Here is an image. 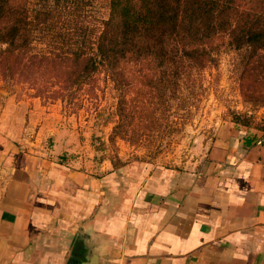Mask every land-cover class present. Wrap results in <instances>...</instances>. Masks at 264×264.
Returning a JSON list of instances; mask_svg holds the SVG:
<instances>
[{
    "label": "crops",
    "instance_id": "obj_1",
    "mask_svg": "<svg viewBox=\"0 0 264 264\" xmlns=\"http://www.w3.org/2000/svg\"><path fill=\"white\" fill-rule=\"evenodd\" d=\"M14 116L0 120V264H264L258 129L223 126L187 166L158 167L90 156L42 123L26 146Z\"/></svg>",
    "mask_w": 264,
    "mask_h": 264
},
{
    "label": "trees",
    "instance_id": "obj_2",
    "mask_svg": "<svg viewBox=\"0 0 264 264\" xmlns=\"http://www.w3.org/2000/svg\"><path fill=\"white\" fill-rule=\"evenodd\" d=\"M92 7L93 0H0V75L47 78L73 93L93 85L102 68L118 82L127 77L122 64H155L173 86L183 66L213 60L211 42L227 36L232 48L248 51L242 94L264 102V0H109L100 27L89 18ZM133 101L124 96L123 117Z\"/></svg>",
    "mask_w": 264,
    "mask_h": 264
},
{
    "label": "rangeland",
    "instance_id": "obj_3",
    "mask_svg": "<svg viewBox=\"0 0 264 264\" xmlns=\"http://www.w3.org/2000/svg\"><path fill=\"white\" fill-rule=\"evenodd\" d=\"M108 3L93 0L89 18L98 27L108 16ZM228 42L227 36L212 41L209 53L213 60L203 67L183 66L182 76L173 86L168 85L165 69L155 64H122L119 71L127 77L117 76L118 82L102 68L93 85L73 93L61 91L47 78L18 81L0 75V120L3 117L10 123L15 120L14 112L22 114L20 124L28 129L26 146L29 140L39 139L45 125L56 128L60 141L71 138L75 146L86 143L90 156L100 150L108 159L122 156L158 167L187 166L196 156L197 146L205 149L201 144L211 143L223 126L264 133V102L242 94L248 51L235 50ZM120 80H128L130 86ZM124 96L134 99L128 118L120 112ZM56 144L49 135L42 140L46 150Z\"/></svg>",
    "mask_w": 264,
    "mask_h": 264
},
{
    "label": "built area",
    "instance_id": "obj_4",
    "mask_svg": "<svg viewBox=\"0 0 264 264\" xmlns=\"http://www.w3.org/2000/svg\"><path fill=\"white\" fill-rule=\"evenodd\" d=\"M255 144L257 146H260V147L264 148V133L257 138V140L255 141Z\"/></svg>",
    "mask_w": 264,
    "mask_h": 264
}]
</instances>
